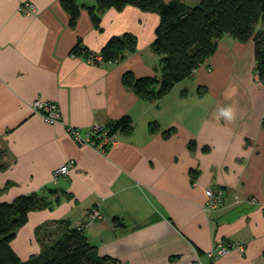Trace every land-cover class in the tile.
<instances>
[{"label": "crops", "instance_id": "crops-1", "mask_svg": "<svg viewBox=\"0 0 264 264\" xmlns=\"http://www.w3.org/2000/svg\"><path fill=\"white\" fill-rule=\"evenodd\" d=\"M23 2L37 11L23 14ZM159 22L157 13L129 5L107 10L97 28L82 7L72 27L60 0H0V202L36 193L52 203L17 231L11 245L22 260L41 250L38 227L69 220L101 256L121 264H264V85L254 42L224 36L190 78L150 102L123 76L161 78L152 49ZM127 33L138 49L120 62L72 54L81 42L100 55ZM36 99L58 103L62 121L49 124L33 112ZM227 105L235 106L234 120L218 114ZM126 115L132 131L117 132L106 154L68 131L87 136L93 124L108 127ZM69 160L70 173L55 179ZM208 188L224 193L216 210L206 209ZM221 241L245 247L210 258Z\"/></svg>", "mask_w": 264, "mask_h": 264}, {"label": "trees", "instance_id": "trees-1", "mask_svg": "<svg viewBox=\"0 0 264 264\" xmlns=\"http://www.w3.org/2000/svg\"><path fill=\"white\" fill-rule=\"evenodd\" d=\"M60 1L70 15L72 27L76 26L82 7L87 8L97 28H100L101 15L111 8L123 9L131 5L159 15L152 49L161 56V78L136 77L132 72L123 76L124 85L143 100L158 101L176 84L190 78L213 56L218 40L226 35L240 42H254L255 72L264 85V0H201L194 7L188 6L185 0H95L94 7L81 5L78 0ZM137 49V37L127 33L111 38L100 55L104 62H120ZM72 54L89 56L90 52L79 42ZM198 89L199 94L206 90L204 87ZM132 123L131 116L126 115L106 128L111 136L117 132L128 134L133 129ZM158 129L157 122L150 124L152 132ZM173 131L169 129L164 135ZM189 145L195 147L194 142ZM2 154L0 151V158ZM2 168L4 165L0 162ZM2 192L0 187V196ZM51 207V202L36 193L0 202V264H117L116 259L99 254L83 226H74L69 220L38 227L36 236L41 250L22 260L11 245L17 231L27 224L31 212Z\"/></svg>", "mask_w": 264, "mask_h": 264}, {"label": "built area", "instance_id": "built-area-1", "mask_svg": "<svg viewBox=\"0 0 264 264\" xmlns=\"http://www.w3.org/2000/svg\"><path fill=\"white\" fill-rule=\"evenodd\" d=\"M20 11L26 15H32L37 11V8L32 2H23L20 7ZM89 61L104 63L101 55L90 54L88 56ZM31 108L33 112L40 114L45 122L49 124H56L62 121V112L58 103L49 100L36 99L32 102ZM68 131L80 144L89 145L93 148L98 149L102 153L106 154L115 144L116 139L114 135H109V131L105 126L95 123L89 129L87 136H83L79 128L68 126ZM75 165V160H69L65 165L61 166L54 172L55 179L68 175ZM207 210H216L225 201L223 191H216L213 188H208L207 192ZM254 201V200H253ZM93 215L95 217H102L97 209L93 210ZM234 247L243 250L245 243L242 244H229L221 241L216 245L209 253L210 258H219L226 255ZM120 264V263H119Z\"/></svg>", "mask_w": 264, "mask_h": 264}, {"label": "clouds", "instance_id": "clouds-1", "mask_svg": "<svg viewBox=\"0 0 264 264\" xmlns=\"http://www.w3.org/2000/svg\"><path fill=\"white\" fill-rule=\"evenodd\" d=\"M217 111L219 116L223 117L227 121H231L235 119L236 109L235 106L233 105L218 106ZM217 147L219 148L220 146Z\"/></svg>", "mask_w": 264, "mask_h": 264}, {"label": "rangeland", "instance_id": "rangeland-1", "mask_svg": "<svg viewBox=\"0 0 264 264\" xmlns=\"http://www.w3.org/2000/svg\"><path fill=\"white\" fill-rule=\"evenodd\" d=\"M188 1V6H191V7H194V6H197L198 4H199V2H197V1H194V0H187ZM36 6V5H35ZM237 198V197H236ZM238 199V198H237ZM239 200V199H238ZM225 202V201H224ZM224 202H223V204H224ZM251 203L253 204V203H255V200L253 201H251ZM222 204V205H223ZM85 230V229H84ZM224 242V241H223ZM225 243V242H224ZM234 248H236V247H234ZM216 259V258H215ZM117 264H119V262H117ZM121 264V263H120Z\"/></svg>", "mask_w": 264, "mask_h": 264}]
</instances>
